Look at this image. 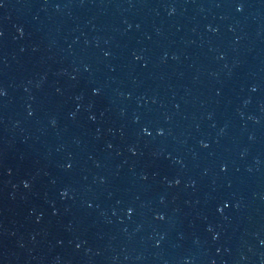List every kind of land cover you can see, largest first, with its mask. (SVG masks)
I'll list each match as a JSON object with an SVG mask.
<instances>
[{
  "label": "water",
  "instance_id": "obj_1",
  "mask_svg": "<svg viewBox=\"0 0 264 264\" xmlns=\"http://www.w3.org/2000/svg\"><path fill=\"white\" fill-rule=\"evenodd\" d=\"M0 264H264V0H49Z\"/></svg>",
  "mask_w": 264,
  "mask_h": 264
}]
</instances>
